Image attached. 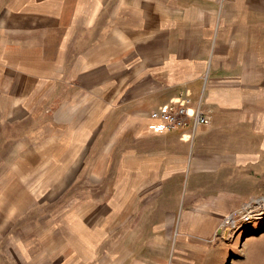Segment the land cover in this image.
Segmentation results:
<instances>
[{
    "label": "crops",
    "instance_id": "0c3cea01",
    "mask_svg": "<svg viewBox=\"0 0 264 264\" xmlns=\"http://www.w3.org/2000/svg\"><path fill=\"white\" fill-rule=\"evenodd\" d=\"M185 96L209 124L151 116ZM263 129L264 0H0L1 260L25 257L10 203L92 159L116 161L113 214L40 237L33 264H228L216 236L261 192ZM139 193L149 225L123 231Z\"/></svg>",
    "mask_w": 264,
    "mask_h": 264
},
{
    "label": "rangeland",
    "instance_id": "374dc122",
    "mask_svg": "<svg viewBox=\"0 0 264 264\" xmlns=\"http://www.w3.org/2000/svg\"><path fill=\"white\" fill-rule=\"evenodd\" d=\"M210 122L211 118L208 123L199 125L209 124ZM189 126L197 127L194 122ZM261 135L264 136V129L261 131ZM261 152L264 153V144L261 145ZM97 154L98 151H95V155ZM102 162L91 159L88 165L89 169L82 170V161L76 160L75 163L71 161L68 166L62 168L61 172L59 171L55 191L27 192L26 203H10L11 210L15 211V217H19L20 220L24 218L25 257L23 258L21 255L19 257L14 256L16 260L13 261L12 256L10 260L7 256H4L7 261L1 260L3 255L1 253L2 241L0 238V263L5 261L10 264H17L18 261L33 264L35 244L39 243L40 237L75 230L87 220L97 225L98 222L104 220V217L111 216L113 208L108 206V201L113 198L114 184L110 173L113 171V164L116 161L110 160L107 162L109 165L104 171L107 173L106 176L102 170L100 175L93 174L92 168L97 171ZM76 172L77 174L74 175ZM181 183L182 177H180L179 185L170 186L171 192H177L179 188L181 194ZM171 192L169 191L170 196H172ZM261 198H264V154L261 157V192L254 199H247L240 203L237 208L227 210L220 225L222 231H219L216 236V238L221 236L227 241L229 240L228 242L234 246L228 264H264V210H260L259 216L251 220L245 221L240 217L241 213L247 209L246 207L251 205L252 202L250 201L261 200ZM137 202L133 203L132 209L128 208L129 213L127 215L121 217L123 231L134 229L137 232H145L149 225L146 216L145 196L139 193ZM5 206L6 203H0V207ZM231 218H234L235 221L230 220ZM258 226L260 227L259 231H257ZM16 227L15 225V229H11L12 232L17 231ZM19 227L21 230V223ZM249 228H256V230L245 232ZM240 235H243V237H240ZM54 238L55 236H53V240L58 241L60 236ZM141 242L143 241L138 239L133 241L123 240L122 249L127 248L129 244L138 246ZM15 254L17 255V252Z\"/></svg>",
    "mask_w": 264,
    "mask_h": 264
},
{
    "label": "built area",
    "instance_id": "2783aa9c",
    "mask_svg": "<svg viewBox=\"0 0 264 264\" xmlns=\"http://www.w3.org/2000/svg\"><path fill=\"white\" fill-rule=\"evenodd\" d=\"M184 98V101L170 103L161 109L152 110L151 116L164 120L168 129L185 128L191 125L193 122L195 123V126H198L199 124L208 123L210 121V117L201 107L195 111H192L191 106L189 105V102L191 101L190 98L188 96H185ZM257 200L260 199H255L250 202L261 203ZM246 208L247 209L243 211L240 216L241 219H245V221L256 218V216H259L258 214L261 213V209L255 210L251 205ZM230 220L233 222L235 221L234 218H231Z\"/></svg>",
    "mask_w": 264,
    "mask_h": 264
},
{
    "label": "bare ground",
    "instance_id": "6f19581e",
    "mask_svg": "<svg viewBox=\"0 0 264 264\" xmlns=\"http://www.w3.org/2000/svg\"><path fill=\"white\" fill-rule=\"evenodd\" d=\"M257 201L261 202V203H250L251 206H253L254 209H259V210L261 209L263 211L264 210V198H261V200H257ZM256 204H258V205L256 206Z\"/></svg>",
    "mask_w": 264,
    "mask_h": 264
}]
</instances>
